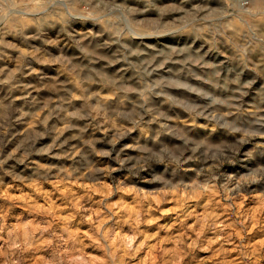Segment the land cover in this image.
Listing matches in <instances>:
<instances>
[{"label": "clouds", "instance_id": "1", "mask_svg": "<svg viewBox=\"0 0 264 264\" xmlns=\"http://www.w3.org/2000/svg\"><path fill=\"white\" fill-rule=\"evenodd\" d=\"M0 264H264V0H0Z\"/></svg>", "mask_w": 264, "mask_h": 264}]
</instances>
